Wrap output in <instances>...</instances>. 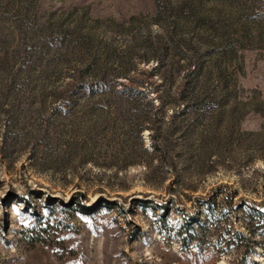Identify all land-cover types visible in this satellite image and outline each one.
<instances>
[{
    "label": "rangeland",
    "instance_id": "1",
    "mask_svg": "<svg viewBox=\"0 0 264 264\" xmlns=\"http://www.w3.org/2000/svg\"><path fill=\"white\" fill-rule=\"evenodd\" d=\"M199 1L0 0V264H264V0Z\"/></svg>",
    "mask_w": 264,
    "mask_h": 264
},
{
    "label": "trees",
    "instance_id": "2",
    "mask_svg": "<svg viewBox=\"0 0 264 264\" xmlns=\"http://www.w3.org/2000/svg\"><path fill=\"white\" fill-rule=\"evenodd\" d=\"M160 0H154V5L158 6V2ZM164 6L162 7L164 9V12L167 14V16L173 21H176L177 17L181 16L183 12L193 13L195 12V7L197 3H199V0H163ZM110 75L106 73L105 71L102 73V76L100 75L99 78L93 79L90 83H84L80 85L82 87V94L87 96H94L97 94H105L109 89V83L111 80L109 79ZM143 90L122 84L121 88L116 89V92L120 97L121 100H126L131 96V94H137L142 93ZM111 93V92H110ZM113 93V91H112Z\"/></svg>",
    "mask_w": 264,
    "mask_h": 264
}]
</instances>
